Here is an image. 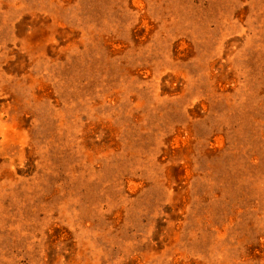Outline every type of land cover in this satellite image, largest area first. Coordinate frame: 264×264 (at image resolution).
<instances>
[{
  "label": "rangeland",
  "instance_id": "374dc122",
  "mask_svg": "<svg viewBox=\"0 0 264 264\" xmlns=\"http://www.w3.org/2000/svg\"><path fill=\"white\" fill-rule=\"evenodd\" d=\"M0 264H264V0H0Z\"/></svg>",
  "mask_w": 264,
  "mask_h": 264
}]
</instances>
